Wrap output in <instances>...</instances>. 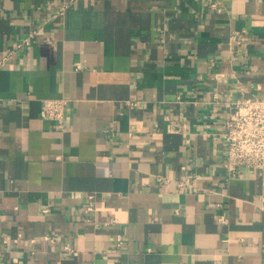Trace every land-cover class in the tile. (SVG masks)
Masks as SVG:
<instances>
[{"label": "crops", "instance_id": "obj_1", "mask_svg": "<svg viewBox=\"0 0 264 264\" xmlns=\"http://www.w3.org/2000/svg\"><path fill=\"white\" fill-rule=\"evenodd\" d=\"M11 48L2 261L264 264V167L230 174L223 138L229 101L264 96V0H0Z\"/></svg>", "mask_w": 264, "mask_h": 264}, {"label": "built area", "instance_id": "obj_2", "mask_svg": "<svg viewBox=\"0 0 264 264\" xmlns=\"http://www.w3.org/2000/svg\"><path fill=\"white\" fill-rule=\"evenodd\" d=\"M217 6V2H212ZM33 32L17 44V48L32 42ZM15 49L7 50L0 58L3 65L14 53ZM68 99L66 97H44L41 115L50 120L63 123L66 116ZM169 119V118H168ZM170 126L177 128L180 124L171 120ZM223 138L226 143V167L230 174H238L239 167H264V96L241 95L229 101V113L224 121ZM49 237V236H47ZM68 248L72 249L68 246ZM18 258L13 257V264Z\"/></svg>", "mask_w": 264, "mask_h": 264}]
</instances>
